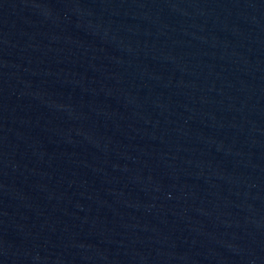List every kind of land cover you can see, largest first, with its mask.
<instances>
[{
	"label": "water",
	"instance_id": "1",
	"mask_svg": "<svg viewBox=\"0 0 264 264\" xmlns=\"http://www.w3.org/2000/svg\"><path fill=\"white\" fill-rule=\"evenodd\" d=\"M0 68L197 264H264V0H0Z\"/></svg>",
	"mask_w": 264,
	"mask_h": 264
}]
</instances>
